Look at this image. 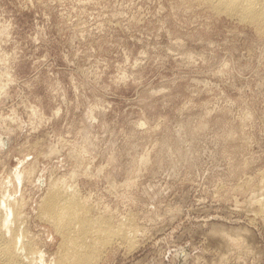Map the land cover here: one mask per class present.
Here are the masks:
<instances>
[{"label": "rangeland", "instance_id": "1", "mask_svg": "<svg viewBox=\"0 0 264 264\" xmlns=\"http://www.w3.org/2000/svg\"><path fill=\"white\" fill-rule=\"evenodd\" d=\"M215 2L0 0V211L46 261L60 182L133 227L97 264H264V24Z\"/></svg>", "mask_w": 264, "mask_h": 264}, {"label": "bare ground", "instance_id": "2", "mask_svg": "<svg viewBox=\"0 0 264 264\" xmlns=\"http://www.w3.org/2000/svg\"><path fill=\"white\" fill-rule=\"evenodd\" d=\"M214 6L220 11L227 12V14L231 13L237 17L240 16L243 21L247 20L255 24H264V0H216ZM258 30H260V28ZM58 185L54 183L45 191L46 193L40 198L41 200L38 205L39 210H37V215L45 219L46 222L48 221L54 225L53 227H55L56 231L61 235V240L60 242L58 241V247H56L57 249L54 251L55 255H52L55 259L52 263H50L51 261H46L45 251L39 252L40 245L35 241L37 235L33 234L28 229L30 226H24V221L22 220L25 216L22 218L23 215L21 216V212L18 210L19 208H14L12 205L10 207L13 208L9 207L7 212L4 211L3 213L2 210L0 211V264H44L42 263L44 261L46 262L45 264H95L97 261V264L99 262L98 260H100L99 257L101 252L110 242L113 235L119 234L121 240L131 236L128 234L129 236L127 235L126 237V232L130 229L129 226H125L126 224L124 225V223L121 222L117 226L114 225L115 227L109 228L108 225L110 222H102L98 216H92V209L87 204L85 197L73 191H65V188H60V182ZM7 203H9V201ZM260 207H262L263 212L264 203L263 206L260 205ZM132 228L133 227H131V229ZM131 229L130 232H132ZM222 230L221 233L223 234L224 230ZM56 231L54 232L56 233ZM226 231L225 233H227ZM232 233H234V231ZM232 237L234 238V236ZM115 239H117V237ZM246 246L245 249H247ZM249 248L247 250H250ZM37 253L40 255L39 257ZM39 260H41V262Z\"/></svg>", "mask_w": 264, "mask_h": 264}, {"label": "water", "instance_id": "3", "mask_svg": "<svg viewBox=\"0 0 264 264\" xmlns=\"http://www.w3.org/2000/svg\"><path fill=\"white\" fill-rule=\"evenodd\" d=\"M179 256H180V258L181 259H186L187 257H188V248L187 247H185L184 249H181L180 251H179Z\"/></svg>", "mask_w": 264, "mask_h": 264}]
</instances>
